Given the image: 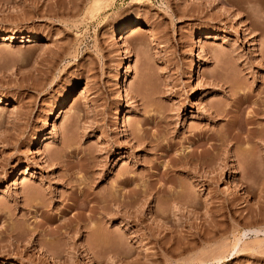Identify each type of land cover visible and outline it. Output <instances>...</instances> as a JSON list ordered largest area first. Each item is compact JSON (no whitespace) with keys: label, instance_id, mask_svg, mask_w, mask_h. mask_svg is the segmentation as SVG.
<instances>
[{"label":"rangeland","instance_id":"1","mask_svg":"<svg viewBox=\"0 0 264 264\" xmlns=\"http://www.w3.org/2000/svg\"><path fill=\"white\" fill-rule=\"evenodd\" d=\"M90 2L0 0V264H264V0Z\"/></svg>","mask_w":264,"mask_h":264},{"label":"bare ground","instance_id":"2","mask_svg":"<svg viewBox=\"0 0 264 264\" xmlns=\"http://www.w3.org/2000/svg\"><path fill=\"white\" fill-rule=\"evenodd\" d=\"M107 1H109V0H91V2H92V4H94V5H96V8H99L102 4H104V3H106ZM132 1H142V0H132ZM193 2H194V0H192ZM90 2V3H91ZM143 27H145V26H143V25H141V24H139V23H130V24H126V25H123V26H121L120 28H118L116 31H115V38L116 39H119V41L120 42H122V43H124L125 42V39H127L128 37H129V35L130 34H133V33H139L140 34V32H143L144 31V28ZM204 35V34H203ZM206 38H210V39H215L216 37L214 36H211L210 34H206ZM13 39V38H12ZM40 39V38H39ZM11 40V39H10ZM28 41H30V40H28ZM124 45V44H123ZM129 64H131V63H129ZM130 67V65L129 66H127V68H129ZM194 70H195V72L197 73V75H198V73H199V66H197L196 65V67L194 68ZM127 72V71H126ZM200 74V73H199ZM121 79L122 78H120L119 79V84H120V87H122L123 88V92H124V97H126V99L128 100V101H130L131 100V95H130V93H129V91H128V89H127V87H126V85L124 84V82L123 81H121ZM8 101H10V100H8L6 97H2V96H0V105H3V104H5V103H8ZM74 102L75 101H77V97H75L74 98V100H73ZM65 104H66V102H65V100L63 101V102H61L60 104H59V106H58V109H57V111L55 112V114H60L61 112H62V110H63V108L65 107ZM248 122V121H247ZM121 123L122 124H126V118L125 117H122L121 118ZM249 123V122H248ZM250 130V129H249ZM140 132V129H138V132H137V135H138V133ZM261 136V135H260ZM248 137V136H247ZM258 139H260V138H262V139H264V137H257ZM49 139V136L48 135H46L45 136V141L46 140H48ZM139 139H140V141H142V139L140 138V136H139ZM209 140H211L210 139V137L208 138ZM212 140H213V137H212ZM243 141L245 140V138H243L242 139ZM241 140V141H242ZM263 141V140H262ZM223 142V141H222ZM161 144V143H160ZM163 145V144H162ZM211 146H210V149L213 151L214 150V148H215V144L214 143H212L211 142V144H210ZM157 146H159V145H157ZM158 149V148H157ZM35 153H40V143L38 144V146L36 147V150H35ZM197 154V147H195L193 150H192V152H191V155H196ZM26 172H24V174H25ZM22 175H23V173H22ZM21 179V178H20ZM19 179V180H20ZM91 195H92V192L89 190V189H87V193L86 194H84L83 195V198H84V200L82 201V203H81V207L83 208V207H85L86 206V204H88V202H92L93 201V197L92 198H90L91 197ZM115 200V198H113L111 195H110V197H107V199H103V198H100V199H95V203L97 204V206H99L100 208H104L105 207V203H108V202H110V201H114ZM78 201H79V199H77V200H75L74 202L75 203H78ZM98 208V207H97ZM94 211L96 210V209H93ZM257 233V232H256ZM101 235V234H100ZM102 237V236H101ZM237 245H234V250L237 248L236 247ZM224 257L221 255H217V257L215 258V260H217V261H221L222 259H223ZM208 262H204V261H201V264H207Z\"/></svg>","mask_w":264,"mask_h":264}]
</instances>
